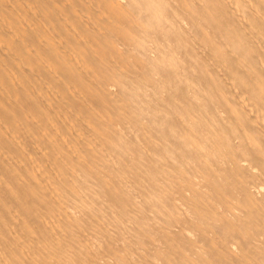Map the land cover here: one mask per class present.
Returning <instances> with one entry per match:
<instances>
[{
	"label": "bare ground",
	"instance_id": "1",
	"mask_svg": "<svg viewBox=\"0 0 264 264\" xmlns=\"http://www.w3.org/2000/svg\"><path fill=\"white\" fill-rule=\"evenodd\" d=\"M0 264H264V0H0Z\"/></svg>",
	"mask_w": 264,
	"mask_h": 264
}]
</instances>
